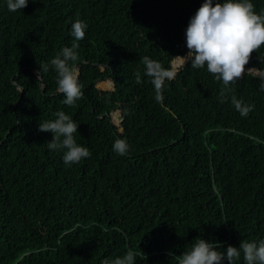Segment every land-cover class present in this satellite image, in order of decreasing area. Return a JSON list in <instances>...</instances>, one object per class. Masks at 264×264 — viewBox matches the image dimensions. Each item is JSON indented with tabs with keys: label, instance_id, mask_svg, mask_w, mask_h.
Instances as JSON below:
<instances>
[{
	"label": "trees",
	"instance_id": "1",
	"mask_svg": "<svg viewBox=\"0 0 264 264\" xmlns=\"http://www.w3.org/2000/svg\"><path fill=\"white\" fill-rule=\"evenodd\" d=\"M251 2L264 11V0ZM202 3L29 0L10 12L0 0V264H102L128 250L134 264H177L197 237L222 252L264 239L260 79L225 88L188 62L157 99L144 74V56L181 67L173 58L185 57V29ZM77 19L87 24L75 41L83 98L68 106L50 61L74 42ZM246 67L264 69V45ZM99 77L115 89H99ZM233 96L254 109L242 116ZM115 108L123 131L119 112L114 122L105 115ZM57 111L78 124L74 138L90 157L66 165L48 149L52 134L38 123ZM117 138L129 145L124 156L113 151Z\"/></svg>",
	"mask_w": 264,
	"mask_h": 264
},
{
	"label": "clouds",
	"instance_id": "2",
	"mask_svg": "<svg viewBox=\"0 0 264 264\" xmlns=\"http://www.w3.org/2000/svg\"><path fill=\"white\" fill-rule=\"evenodd\" d=\"M29 0H6L10 12L27 7ZM35 2V0H33ZM87 24L77 19L71 23L70 35L74 38L72 45L63 47L50 61L56 72L57 92L64 96L62 103L74 106L83 98L82 85L79 83L75 62L78 60V43L85 37ZM187 57L194 69L205 68L225 88L243 78L245 73L255 74L261 81L260 90L264 91V69L248 68L253 52L264 45V11L257 13L251 0H203L195 14L190 17L185 29ZM144 74L160 99L166 80L175 78L176 73L165 68L160 62L148 56L142 58ZM48 71V65L39 66L37 80ZM137 82L140 74L137 73ZM223 95V93H221ZM232 104L242 116H247L254 105L245 104L235 96ZM54 120L38 123L41 132H50L52 138L47 141L51 151H62L66 165L80 162L90 157L88 148L79 145L74 133L78 124L64 111H57ZM113 151L124 156L129 151L126 140L117 138L113 142ZM219 243L209 242L197 237L182 254L177 257V264H235L243 254L244 264H264V239L259 241L241 240L239 246L228 245L226 251H219ZM170 254V253H169ZM135 253L128 250L122 257L106 258L102 264H134Z\"/></svg>",
	"mask_w": 264,
	"mask_h": 264
},
{
	"label": "water",
	"instance_id": "3",
	"mask_svg": "<svg viewBox=\"0 0 264 264\" xmlns=\"http://www.w3.org/2000/svg\"><path fill=\"white\" fill-rule=\"evenodd\" d=\"M177 58H181V59H183L184 60V64L181 66V67H179V68H177L176 70H175V73H176V75L186 66V64L187 63H185V61H186V59H187V57L185 56V57H183V56H181V55H178V56H175L174 58H173V60H175V59H177ZM173 60L170 62V67H171V64H172V62H173ZM76 67V66H75ZM246 69H248V67H246ZM170 70H172V68H170ZM176 75H175V77H176ZM243 77H257L255 74H249V73H246V74H244L243 75ZM258 78V77H257ZM112 82V89H110V90H113V89H115V84H114V82L113 81H111ZM113 111H117V112H119V116H120V118H121V121H120V124H121V126H122V128L120 129V131H123L124 130V128H125V125H124V116H123V114H122V111L120 110V109H113L111 112H106L105 113V115L106 116H110L111 117V115H112V112ZM112 122H114V121H112ZM115 131H117V130H115Z\"/></svg>",
	"mask_w": 264,
	"mask_h": 264
},
{
	"label": "rangeland",
	"instance_id": "4",
	"mask_svg": "<svg viewBox=\"0 0 264 264\" xmlns=\"http://www.w3.org/2000/svg\"><path fill=\"white\" fill-rule=\"evenodd\" d=\"M184 64V61H183V63L181 64V66ZM76 68V67H75ZM172 68V67H171ZM101 70H102V72H104L105 71V68L104 67H101ZM112 80L110 79V78H108V77H103V78H101V77H99L97 80H96V84H97V87L99 88V89H102V90H110V89H112V82H111ZM167 81H171V80H167ZM111 119H112V121H114L113 120V117H112V115H111Z\"/></svg>",
	"mask_w": 264,
	"mask_h": 264
}]
</instances>
